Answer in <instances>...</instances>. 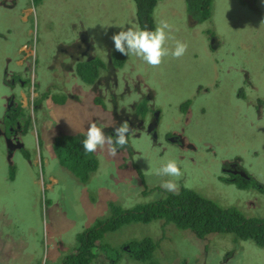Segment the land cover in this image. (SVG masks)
<instances>
[{"label": "rangeland", "instance_id": "374dc122", "mask_svg": "<svg viewBox=\"0 0 264 264\" xmlns=\"http://www.w3.org/2000/svg\"><path fill=\"white\" fill-rule=\"evenodd\" d=\"M26 1L0 0V120L4 112L13 115L6 109L11 79L17 84L15 100L31 118L28 134L19 133L16 140L10 141L0 129V264H73L68 254L79 247L78 235L86 228L111 218L115 206L133 208L161 196L160 184L169 178L155 175V169L170 158L182 162L179 188L236 207L245 217H264L263 193L240 190L235 179L232 184L218 179L228 176L223 167L237 163L243 167L239 176L246 170L264 183V6L259 0H213L209 18L196 25L185 0L159 1L155 26L166 21L171 27L166 46L172 49L182 41L186 52L179 58L169 55L156 67L125 57V67L117 71L115 99L110 101L107 93L100 100L106 108L96 105L89 84L65 77L67 90L79 97L75 109L65 113L74 109L77 117L83 114L82 121L68 126L75 133L85 132L92 122L109 130L116 122L111 115L114 104L119 112L133 102L138 108L149 94V107L161 110L156 137L132 136L128 148L115 156L98 148L95 154L101 162L86 182L53 155L51 121L37 120L38 113L56 117L57 107L35 100L62 83L66 66L60 58L53 61L54 49L73 32L86 30L94 40L91 53L104 60L109 49L115 61L110 37L119 26H138L136 4L42 0L35 6L33 0L30 5ZM211 34L216 38L213 46ZM122 79L127 93L120 96ZM200 87L205 92L199 94ZM185 100H191L187 114L180 109ZM171 133L174 147L165 140ZM143 180L149 191H144ZM215 234L201 240L163 219L130 222L104 233L96 247L98 264H149L126 251L131 241L145 237L160 241L153 264H264V246L234 234Z\"/></svg>", "mask_w": 264, "mask_h": 264}, {"label": "trees", "instance_id": "16d2710c", "mask_svg": "<svg viewBox=\"0 0 264 264\" xmlns=\"http://www.w3.org/2000/svg\"><path fill=\"white\" fill-rule=\"evenodd\" d=\"M159 1L161 0H134L137 23L140 28L153 29L155 27L154 11ZM212 1L185 0L188 11L198 22L209 18ZM33 2L37 6L40 5L42 0H33ZM73 34L77 33L73 32ZM72 37L61 43L69 44L74 40ZM115 56L117 57L115 66H123L125 57L120 56L118 53H115ZM100 66L101 63H97L96 59L79 63L74 72H69L68 75H66V72L63 74V81L60 85L53 84L48 87L41 95L39 102L41 103L46 100L55 104L62 103L67 97L62 94L65 91L77 96L75 92L67 90L65 77L72 79V83L78 81L84 84H93V81L100 74ZM71 84H69V88ZM53 87L58 88L52 91ZM93 95H95V102H100V99L96 98V94L94 93ZM190 105L191 100L183 101L180 104L181 111L185 113L190 108ZM148 110L149 107L144 102L140 103L138 108L136 106V111H143L145 113ZM172 136H174V133H171L165 139L170 147H174V143L170 140ZM82 139L83 137L79 134L61 133L55 136L52 147L60 165L66 171L73 174L79 181L86 182L89 180V177H87L89 174L94 175L97 172L101 160H99L95 153L86 154L83 152L80 143ZM106 148L107 146H105ZM127 148V145H125L123 148L118 149L117 152L120 154ZM166 153H169V151ZM158 154L163 155L164 153ZM13 171L12 168V174ZM137 173L143 177L141 170L137 169ZM226 173L228 174L226 177L222 175L218 176L221 182L232 184V178H235L234 182L241 188L240 190L253 189L264 194V184L255 179L254 176L250 177L243 174L239 176L240 174ZM82 174L86 175V177H83ZM13 177L10 176L11 179H14ZM143 184L146 185L144 191H149L150 188L147 187L145 180H143ZM157 219H163L166 223H173L179 229H188L201 240L216 235L215 233H229L234 234L237 238L243 240L250 239L258 245L264 246V217H245L236 207L222 205L214 199L202 196L192 188L181 187L178 194L174 195L163 190L161 196L155 201L140 204L133 208L121 209L115 206L114 214L111 218H106L104 221L88 227L83 233L79 234L80 243L78 252L73 254L70 260H73V264H92L93 259L97 255L96 247L102 244L104 233L117 230L122 225L130 222L140 221L149 223ZM159 242L145 237L140 240L131 241L128 245L129 250L126 251L131 253L137 260L153 264L152 253L157 248Z\"/></svg>", "mask_w": 264, "mask_h": 264}, {"label": "clouds", "instance_id": "9594fccd", "mask_svg": "<svg viewBox=\"0 0 264 264\" xmlns=\"http://www.w3.org/2000/svg\"><path fill=\"white\" fill-rule=\"evenodd\" d=\"M259 2L262 6H264V0H259ZM26 3H28L29 5L31 4L30 0H27ZM186 8H187V4H186ZM187 11H188V8H187ZM188 13H189L190 19L195 22V25L199 24V22L191 15L189 11ZM119 28L120 30L115 32L110 37V39L112 42L113 50L116 53H118L120 56L127 57V58L136 57L140 61H142L144 64L151 66V67H156V66H159L163 62L165 57H168L170 55L173 58H179L183 56L186 52L187 45L182 41H176L175 46L172 49H169L166 46V42L168 41V39H170V32H171V27L166 21L158 22L157 25L153 29L140 28L138 26L137 27L129 26L126 29L119 26ZM211 36H215V35L211 34ZM210 41H211V45L213 46V43L216 41V38H212V39L210 38ZM10 85L12 86V89H11V93L8 96L15 97L16 93H18L17 84H15V82H12V79H11ZM95 94H96V98L99 99L100 96H98L97 93ZM77 98L79 100V97ZM113 99H115V97H113ZM65 101H67L66 104H63V102L59 104H55L51 102L53 103L52 106L57 107L56 109L59 111L56 117L53 115H45V114H42V116H39V113L37 115L38 121H44V122L49 121V120L51 121L50 125H52L54 128L55 136L61 133L79 134V133H75L74 131L75 129L68 130L69 128H71L68 126L70 124H73L74 121L76 120L82 121L83 114L77 117L76 114L73 112L75 109L74 107L75 105L72 103L71 99L69 100L65 99ZM152 101H153V98H151V95L149 94V99L144 100V103L147 104ZM142 102L143 101L139 102V104ZM36 103H40V102L38 101ZM98 103H99V106H102L100 102ZM136 103L137 102L131 103L130 108L126 107L127 110L130 111L131 105H134L135 111H136V106H137ZM73 107L74 109L72 111L65 113V110H68ZM13 108L14 106L10 105L9 109L12 110ZM149 108H151L152 110H157L154 104H151V107ZM158 111H159L158 117L160 120L161 111L160 110ZM113 120H115L116 122L109 130H105L106 126L103 124L98 125L97 123L92 122L88 124L87 130L85 132H81L79 134L80 136L83 137L80 143H81L82 150L84 153L86 154L95 153L98 148L103 150L105 149V146H107L108 154L111 156H115L117 154L118 149L123 148L125 145L130 143L132 133L130 131L128 122L123 121L122 123L119 124L118 119H113ZM30 121H31V118H30ZM143 134H146V133L144 132ZM52 151H53V147H52ZM53 155H55L54 151H53ZM148 163L151 166V162L148 161ZM182 174H183L182 173V162L179 161L178 158L167 159L166 162L161 163V165L157 169H155V175L169 178V179L162 180L160 187L164 189L166 192L172 193L174 195L178 194L179 184L177 183V181L182 176ZM242 174L251 177V174H248L246 170L242 172ZM78 241H79V235H78ZM74 249H75L74 252L71 251L68 255L72 256L73 254H76L78 252L77 251L78 247L75 246ZM59 261H61V259Z\"/></svg>", "mask_w": 264, "mask_h": 264}, {"label": "flooded vegetation", "instance_id": "af4514ba", "mask_svg": "<svg viewBox=\"0 0 264 264\" xmlns=\"http://www.w3.org/2000/svg\"><path fill=\"white\" fill-rule=\"evenodd\" d=\"M75 33L77 34H74L72 37L74 38V40L69 44L60 43L56 45L54 49L55 55L53 56V61H56L57 58L62 59L64 61V65L66 66L65 69L66 75H68L69 72H74L76 70V67L79 63H84L85 61L89 62L96 59L97 63L99 62L101 63L100 74L98 78H96L93 81V84H89L90 85L89 87L92 88V91L94 93H97L98 96H100L99 98L100 100H103L104 96L107 93H109L111 95L110 100L112 101L113 97H116L115 87L117 89L120 86V80H119L120 77H118L117 71L125 67L126 61L124 62L123 66L120 65L115 66V61L114 58L112 57V52L109 49H107L104 60H102L96 54L93 55L91 53V51L94 50V40L89 36L87 31L84 30V32H80L79 30L78 32ZM212 38L215 37L211 36V39ZM98 58L101 60H99ZM122 82L123 85L121 87L122 92L120 93V96L126 92L124 86L127 85V82L125 81V79H122ZM43 92H40L38 94L35 102L39 101ZM203 92H205L204 89H201L200 87L198 89V93L200 94ZM63 94L66 95L69 99H71L74 105L79 102L75 94L67 91L63 92ZM67 97L65 99L69 100ZM6 100L8 102L6 109H9L10 105L14 106V108L11 110L13 115H8L6 114V112L3 113L2 120H0L2 128L0 129L1 132L10 141H12L18 138L19 133H22L23 135L28 134V132L30 131V117L29 114L25 112L23 105H21L22 108L20 107L18 101L15 100L14 96H6ZM66 103L67 101L63 102V104ZM102 107L106 108V106L104 105H102ZM119 108L121 109L120 112L118 110L117 104H114L111 115L114 116L113 119L119 120V124L122 123L123 121H127L132 136H135L134 138H136L137 135L144 133V131L149 137L152 138L156 137V128L160 123L158 117L159 111L152 110L151 108H149L148 111L143 113V111H135L134 105H131L130 111H128L126 107H119ZM188 111L189 109L186 111L185 114H187ZM174 137L175 135L170 137V140L173 141L172 139ZM175 143L179 145L178 142ZM233 166H235L234 167L235 170L232 169ZM229 167L225 166L222 168V170L228 173L231 172L232 174H238V170L243 169V167L237 163H231L229 164ZM232 179L234 180L235 178ZM128 248L127 250H129ZM97 257L98 255H96V257L93 259L92 264H98Z\"/></svg>", "mask_w": 264, "mask_h": 264}]
</instances>
